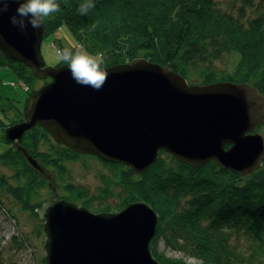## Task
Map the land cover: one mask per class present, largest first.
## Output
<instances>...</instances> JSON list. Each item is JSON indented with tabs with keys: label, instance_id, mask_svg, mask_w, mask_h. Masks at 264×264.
Instances as JSON below:
<instances>
[{
	"label": "water",
	"instance_id": "95a60500",
	"mask_svg": "<svg viewBox=\"0 0 264 264\" xmlns=\"http://www.w3.org/2000/svg\"><path fill=\"white\" fill-rule=\"evenodd\" d=\"M18 5L0 16V59L27 67L49 82L26 99L24 120L4 138L26 166L55 191L56 175L21 144L39 126L76 154L145 173L164 152L196 169L213 162L240 176L264 161V97L248 83L191 85L180 74L144 58L103 68L99 91L77 84L68 65L46 66L44 23L20 31L10 23ZM43 222L46 264H160L151 251L159 214L144 202L94 213L52 196L36 208Z\"/></svg>",
	"mask_w": 264,
	"mask_h": 264
},
{
	"label": "trees",
	"instance_id": "16d2710c",
	"mask_svg": "<svg viewBox=\"0 0 264 264\" xmlns=\"http://www.w3.org/2000/svg\"><path fill=\"white\" fill-rule=\"evenodd\" d=\"M88 2L56 0L60 11L44 20V35L64 24L87 52L105 54L116 50L110 48L113 45H107L108 41L105 45L103 34L108 31V37H112L117 29L119 34L115 33L111 39L126 55L110 60L103 55L102 68L144 58L168 67L191 85L248 83L264 97V0H259L256 5L252 0L245 1V6L255 10L249 18L244 6L234 15L222 10L217 0H90L94 7L81 15L80 6ZM127 54L133 56L127 60L124 58ZM228 54L238 55L233 70L218 71L214 63ZM0 63L12 67L28 90L39 81L27 67L10 60L0 59ZM194 75H199L202 81L195 83L191 78ZM48 82L44 80V85ZM37 90H30L27 95ZM16 111L21 119L15 122L20 123L24 120L23 109L18 107ZM21 144L34 158L40 159L46 169L51 163L64 170L65 165L58 160L57 154L66 159L78 156L65 146L57 145L39 126L28 130ZM45 144L50 148L59 146L62 152L42 150L41 146ZM98 161L119 172L121 179L114 183L119 189L115 207L105 205L95 212H118L134 202H144L155 210L159 222L151 251L160 264H243L253 262L254 252L239 253L231 245L233 238L247 236L252 242L264 245V176H257L255 184L249 185L213 162L194 169L164 152L159 153L157 164L139 176L127 166ZM168 161H171L169 165ZM0 164L21 165L25 173L36 178L39 186L48 183L26 166L21 154L13 147L0 154ZM223 171L225 177L220 178L219 173ZM260 172H264V163L248 177H255ZM0 184L7 185L1 178ZM205 185L214 191L210 193ZM21 189L24 187L7 186L8 193L15 196ZM80 189L70 183L66 186L67 195L58 199L92 208L87 191ZM109 192V188L106 189L103 196L111 197ZM80 196L82 200H79ZM158 243L162 244V250ZM166 251L180 256L166 255ZM189 259L192 262H188Z\"/></svg>",
	"mask_w": 264,
	"mask_h": 264
},
{
	"label": "rangeland",
	"instance_id": "374dc122",
	"mask_svg": "<svg viewBox=\"0 0 264 264\" xmlns=\"http://www.w3.org/2000/svg\"><path fill=\"white\" fill-rule=\"evenodd\" d=\"M245 1L246 0H217V3L222 10L234 15L237 13L239 7L244 6L245 15L249 18L253 15L255 10L249 6H245ZM252 1L253 5H256L259 0ZM115 33L119 34V31L117 32V29L113 31V36ZM109 34L110 32L108 31L103 34V37H106L105 45L108 41L107 45H113L110 48L115 49L116 52L112 50L105 52L104 57H106V60L113 59L117 56L122 58L126 55L125 51L122 52L121 48L117 49L120 46H118V44H113V36L108 37ZM123 39L125 40V38ZM81 46V43L71 34L69 29L62 24L57 25L51 32L44 35L41 54L46 66L57 67L65 64L57 58V50L68 48L75 51L81 48ZM82 48L85 50L83 46ZM132 56L133 54H127L124 58L128 60ZM237 60L238 55L228 54L225 55L221 61H216L214 67L218 71L225 70L231 72ZM102 66L103 65H101V67ZM11 68L12 67L0 63V154H3L13 147L12 144L5 140L4 132L6 128L14 125L16 120L21 119V115L18 114L16 108L19 107L23 109L24 112L25 102L27 96H29L27 95L28 91L40 89L44 85V80L37 79L39 81L35 82L33 87L28 90V86L23 85L24 83L18 79L13 72L14 69ZM191 78L195 83L202 81L199 75L191 76ZM257 131L264 134V122L259 126ZM41 149L51 153L62 152V148L59 146L50 148L46 144L41 146ZM51 149H53V151H50ZM77 155L78 156L69 159H66V157L64 158L61 154L56 155L59 158L58 160L65 165L63 171H61L60 167L55 165L52 166L50 163L49 170H53L57 177V188L55 191L49 188L48 183L44 186H39L36 182V178L25 173L21 165L13 166L0 164V178L5 179L7 183V185L0 184V258L2 264H46L43 247L45 242V234L42 229L43 222L37 217L35 210L54 195L58 198L65 197L67 195L66 186H68V184L72 183V185L78 186V189L81 188L87 191L88 198L91 199L92 204V208L89 209L94 213H96L95 211L98 208L104 207L105 205L115 207L114 205H116L118 201L117 194L119 193V189L118 185L114 183L118 179H121L119 172H114V170L105 167L94 156ZM155 163L153 165H155ZM170 163L171 161H168V164H166L169 165ZM152 170L154 172L156 167ZM225 170L226 172H231L227 169ZM231 173L238 176L241 181L249 185L255 184L254 181L257 176H264V172H260L258 175H255V177H248V175L240 176L234 172ZM225 174L224 171L220 172L219 177L224 178ZM251 174H249V176ZM8 185L24 187V189H21L15 196L8 193ZM36 186H38V188H36ZM108 188L110 190L109 193L112 194L111 197L103 196V192ZM205 188L210 193L214 191L210 190L212 188H210L209 185H205ZM80 199L82 200L83 197L80 196L79 200ZM22 202H25L24 205ZM158 244L159 249L162 250V244ZM231 245L235 246L237 248L236 250L244 255L254 252L253 262H246L243 264H264V245L259 242H252L250 237L242 236L233 238L231 240ZM165 253L173 257L180 256L178 253H172L170 251H166ZM188 262H192V260L189 259Z\"/></svg>",
	"mask_w": 264,
	"mask_h": 264
},
{
	"label": "clouds",
	"instance_id": "9594fccd",
	"mask_svg": "<svg viewBox=\"0 0 264 264\" xmlns=\"http://www.w3.org/2000/svg\"><path fill=\"white\" fill-rule=\"evenodd\" d=\"M10 3L18 5L16 13L10 17V23L20 31L26 30L29 24L32 28L39 29L46 18L60 11L56 0H0V16L8 11ZM93 7L94 4L89 0L81 5L78 11L81 15H86ZM103 55L102 52L90 54L83 50L82 46L75 51L68 48L57 50V58L68 65L72 79L77 84L95 91H99L107 79V73L101 67L104 62Z\"/></svg>",
	"mask_w": 264,
	"mask_h": 264
},
{
	"label": "flooded vegetation",
	"instance_id": "af4514ba",
	"mask_svg": "<svg viewBox=\"0 0 264 264\" xmlns=\"http://www.w3.org/2000/svg\"><path fill=\"white\" fill-rule=\"evenodd\" d=\"M98 159V158H97ZM99 160V159H98ZM56 175V174H55ZM56 179H57V177H56ZM47 182V181H46ZM55 186H56V180H55ZM55 196V195H54ZM57 199H58V197H57Z\"/></svg>",
	"mask_w": 264,
	"mask_h": 264
},
{
	"label": "bare ground",
	"instance_id": "6f19581e",
	"mask_svg": "<svg viewBox=\"0 0 264 264\" xmlns=\"http://www.w3.org/2000/svg\"><path fill=\"white\" fill-rule=\"evenodd\" d=\"M101 161V160H100Z\"/></svg>",
	"mask_w": 264,
	"mask_h": 264
}]
</instances>
